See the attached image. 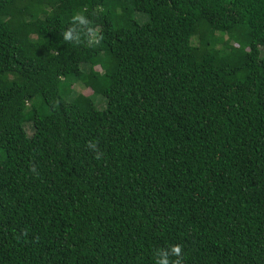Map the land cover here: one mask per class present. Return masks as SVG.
Masks as SVG:
<instances>
[{
    "label": "trees",
    "instance_id": "16d2710c",
    "mask_svg": "<svg viewBox=\"0 0 264 264\" xmlns=\"http://www.w3.org/2000/svg\"><path fill=\"white\" fill-rule=\"evenodd\" d=\"M262 47L264 0H0V264H264Z\"/></svg>",
    "mask_w": 264,
    "mask_h": 264
},
{
    "label": "clouds",
    "instance_id": "9594fccd",
    "mask_svg": "<svg viewBox=\"0 0 264 264\" xmlns=\"http://www.w3.org/2000/svg\"><path fill=\"white\" fill-rule=\"evenodd\" d=\"M73 20H79L81 22H84V16L82 14H77V15L73 16ZM63 37L65 40H67L69 38V33L64 32ZM92 38L93 39H91L90 41H95V40L99 39L98 37H96L95 32H92ZM172 253H173V255L179 256L180 255V246L179 245L172 246Z\"/></svg>",
    "mask_w": 264,
    "mask_h": 264
},
{
    "label": "rangeland",
    "instance_id": "374dc122",
    "mask_svg": "<svg viewBox=\"0 0 264 264\" xmlns=\"http://www.w3.org/2000/svg\"><path fill=\"white\" fill-rule=\"evenodd\" d=\"M261 55L264 56V47L261 48ZM95 69H99L97 66L95 67ZM75 89H77L80 93H83L84 95H88L90 93V90L88 88H79L77 86L74 87ZM99 102H97L98 106L101 107L103 106V100L99 99ZM27 131H29V127L26 128Z\"/></svg>",
    "mask_w": 264,
    "mask_h": 264
}]
</instances>
